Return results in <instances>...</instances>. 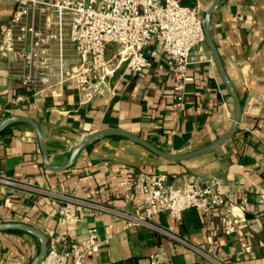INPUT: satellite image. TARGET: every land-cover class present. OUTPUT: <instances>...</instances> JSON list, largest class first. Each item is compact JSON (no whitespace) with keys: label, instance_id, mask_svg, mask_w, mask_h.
Masks as SVG:
<instances>
[{"label":"crops","instance_id":"crops-1","mask_svg":"<svg viewBox=\"0 0 264 264\" xmlns=\"http://www.w3.org/2000/svg\"><path fill=\"white\" fill-rule=\"evenodd\" d=\"M51 1V0H42ZM164 1V0H159ZM216 0H181L201 14ZM15 10L12 1L0 2V29ZM211 37L242 105V120L234 138L217 151L183 163L168 162L131 141L108 137L87 146L64 172L45 168L36 133L17 123L0 134V179L30 189L0 183V224L25 223L42 230L60 251L87 238L90 229L100 239L112 236L86 264H214L176 241L145 227L124 228L112 214L87 213L81 222L59 214L64 197H77L111 209L143 211L142 179L161 174L175 186L191 177L219 183L225 199L212 213L195 209L179 221L168 214L155 217L158 227L208 252L220 264H264V208L258 194L264 190V0H224L210 19ZM118 46L107 55L117 60ZM152 67L135 74L127 63L110 79V88L91 101L73 84L33 96L11 76L9 63L0 58V122L14 116L36 121L43 132L50 163L61 167L82 137L102 129L133 133L169 153L201 149L231 127L234 106L205 42L192 53L185 102L176 106L174 67L157 42L146 49ZM47 191L39 194L33 191ZM247 199L248 206L242 202ZM242 220L253 250L242 255L235 236L225 235L226 216ZM40 241L25 232H0V264H30Z\"/></svg>","mask_w":264,"mask_h":264},{"label":"built area","instance_id":"built-area-1","mask_svg":"<svg viewBox=\"0 0 264 264\" xmlns=\"http://www.w3.org/2000/svg\"><path fill=\"white\" fill-rule=\"evenodd\" d=\"M15 3L7 25L0 29V58L9 63L11 76L32 93L41 96L73 84L85 97L93 100L105 91L113 93L110 79L119 66L135 74L152 67L146 49L157 42L174 67L173 85L176 106L185 102L186 87L193 81L188 75L193 51L206 42L200 10L184 6L181 0H0ZM110 45L118 46L117 60L108 57ZM0 183L30 189L8 179ZM219 183L191 177L181 186L170 183L164 175L151 174L142 179L143 211L111 209L104 205L64 197L59 214L70 222H81L87 213L112 214L124 228L145 227L176 241L197 255L220 264L208 252L175 235L173 228L164 229L153 220L168 214L179 221L185 211L195 209L212 213L223 207ZM39 194L47 191L31 188ZM243 206L249 202L244 199ZM264 208V190L258 194ZM242 220L228 215L223 224L225 235L235 236L241 254H250ZM112 236L100 239L96 229L87 238L72 242L60 251L55 244L40 264H86L89 256L98 254ZM151 264H160L152 258Z\"/></svg>","mask_w":264,"mask_h":264},{"label":"water","instance_id":"water-1","mask_svg":"<svg viewBox=\"0 0 264 264\" xmlns=\"http://www.w3.org/2000/svg\"><path fill=\"white\" fill-rule=\"evenodd\" d=\"M224 2V0H216L215 3L210 6L207 10H205L202 14H201V20H202V25H203V30H204V34H205V38H206V43L209 46L211 53H212V57H213V61L218 69V72L220 74V77L224 83V85L226 86L230 96H231V100L234 106V118L231 124L230 129L228 130V132L222 136L221 138H219L218 140H216L215 142L201 148V149H197V150H188L186 152L183 153H178V154H174V153H169L166 151H163L159 148H157L155 145H153L152 143H150L149 141L133 134L130 133L128 131L125 130H121V129H102L100 131H96L94 133H91L89 135H86L84 137L81 138V140L76 144V146L74 147L70 159L68 161L67 164L61 166V167H55L50 163V158H49V154H48V150L46 147V143H45V138L42 132V129L40 127V125L34 121L33 119L27 118V117H22V116H14V117H10L7 118L3 121L0 122V134H2L8 127L17 124V123H24L29 125L30 127H32V129L34 130V132L36 133L39 145H40V149L43 153L44 159H45V168L49 171H53V172H64L66 170H68L69 168H71L78 155L90 144L100 140V139H104V138H108V137H118V138H124L127 139L129 141H131L132 143L138 144L144 148H146L148 151H150L152 154L168 161L171 163H183L185 161H188L190 159L205 155V154H209V153H213L215 151H217L218 149H220L221 147H223L225 144H227L229 141H231L234 136L236 135V133L238 132V129L240 127V123L242 120V105L240 103V98L239 95L235 89V87L233 86L227 72L226 69L224 67V64L222 62V59L220 57V54L218 52V49L211 37V33H210V19L211 16L213 15V13L222 5V3ZM21 231V232H25L28 233L34 237H36L39 241H40V249H39V253L37 254V256L33 259V261L30 264H40L46 257L48 251H49V238L48 236L40 229L25 224V223H1L0 224V232L1 231Z\"/></svg>","mask_w":264,"mask_h":264}]
</instances>
